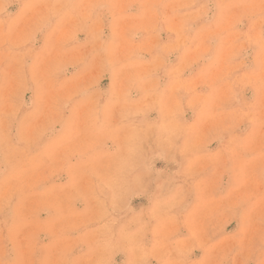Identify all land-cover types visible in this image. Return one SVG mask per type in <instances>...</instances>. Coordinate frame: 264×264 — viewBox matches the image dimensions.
<instances>
[{
	"label": "rangeland",
	"instance_id": "374dc122",
	"mask_svg": "<svg viewBox=\"0 0 264 264\" xmlns=\"http://www.w3.org/2000/svg\"><path fill=\"white\" fill-rule=\"evenodd\" d=\"M0 264H264V0H0Z\"/></svg>",
	"mask_w": 264,
	"mask_h": 264
}]
</instances>
